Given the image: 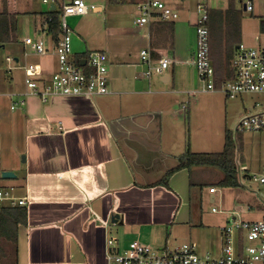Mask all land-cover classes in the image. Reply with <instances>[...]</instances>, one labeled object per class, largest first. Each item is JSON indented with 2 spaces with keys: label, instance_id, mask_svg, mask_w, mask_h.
I'll return each mask as SVG.
<instances>
[{
  "label": "crops",
  "instance_id": "crops-1",
  "mask_svg": "<svg viewBox=\"0 0 264 264\" xmlns=\"http://www.w3.org/2000/svg\"><path fill=\"white\" fill-rule=\"evenodd\" d=\"M11 1L10 9L17 10L18 5L27 11L32 9L31 1ZM224 1V7L212 6V10L234 7L242 12L236 0ZM96 5L100 9L93 13L107 11L104 5ZM172 7L179 12V7ZM4 10L0 8V12ZM118 15V11L111 10L107 19L117 23ZM179 17L155 21L151 28L138 26L142 32L139 50L132 39L135 33L118 32L113 24L104 28L96 22L106 35L96 43H89L91 23L85 22L78 32L74 28L75 54L85 56L88 51L101 50L108 55L110 93L93 97L54 94L46 101L29 95L23 106L12 110L16 115L8 134L16 165L22 170L20 178L16 174L20 188L14 189L28 197V204L26 221L15 226L14 243L6 242L11 251L4 264H108L110 237L117 238L120 249L135 239L154 248L188 242L199 249L211 246L207 251L220 255L223 225L234 217L258 220L264 216H249L255 211L251 204L245 209L225 206V193L216 185L224 177L218 167L181 165L180 157L188 149L200 152L193 148L190 129L191 96L200 91L194 89L199 82L193 63L196 22ZM40 18V23L35 18L40 36L33 37L47 35L44 39L53 50L39 54L26 48L23 40L20 47H12L15 65L6 61L10 55L3 60L6 65L0 66V93L26 90L25 85L19 86L14 73L22 70L25 78L26 64H40L45 78L58 70L54 36L48 32L43 15ZM135 18L132 23L137 26ZM145 44L154 48L155 60L162 54L172 58L163 74L145 75L147 67L141 62ZM227 47L223 45L216 51L224 61ZM214 55L211 51L213 65ZM39 56L47 58L39 61ZM214 68L220 84V74ZM3 70L7 77L2 75ZM166 74L169 78L163 80ZM17 128L22 133L20 141ZM21 156L23 161H19ZM210 167L218 171L211 172ZM238 176L240 185H244L239 171ZM212 187L217 191L211 192ZM262 192H257L260 200L264 199ZM217 201L221 207L213 205L209 209Z\"/></svg>",
  "mask_w": 264,
  "mask_h": 264
},
{
  "label": "built area",
  "instance_id": "built-area-1",
  "mask_svg": "<svg viewBox=\"0 0 264 264\" xmlns=\"http://www.w3.org/2000/svg\"><path fill=\"white\" fill-rule=\"evenodd\" d=\"M61 12V31L54 40L59 68L50 78L43 77L40 64L29 63L25 66V86L22 93H0V97L11 98V110L25 104L29 95L40 96L43 100L54 94L84 95L93 97L110 93L108 78V55L101 50L86 52L87 56H79L73 50V29L69 18L87 15L91 10L98 12L99 6L88 4L86 0H43ZM240 8L254 14L262 8L264 0H236ZM138 16L134 23L137 26L151 28L155 21H172L179 17V12L167 3V0H140L137 3ZM213 7L210 0H197L198 18L196 20L197 45L193 63L204 90H217L225 93L227 98H237L245 93L261 96L255 112L247 113L240 119L239 132L264 131V45L255 47L239 43L231 60L234 76L220 84L215 79V68L211 58L210 12ZM52 17L49 18V21ZM48 28V24H46ZM40 31H43L40 30ZM26 48L39 54L47 53V43L42 37L26 36L23 39ZM154 48L149 46L141 50V62L147 67L145 75L153 72L163 74L170 66L172 58L162 54L158 60L154 58ZM7 56L6 61L12 62ZM85 60V64L82 61ZM158 61V62H157ZM2 175V172L1 174ZM264 185V170L260 177L253 176ZM211 192L217 188L212 187ZM264 197V190L260 193ZM28 197L21 196L12 187L0 186V209L7 207L27 206ZM214 211H218L214 207ZM222 246L220 255L210 251L201 252L194 243H181L173 247L154 248L138 239L120 249L117 238L108 239V264H264V216L258 220H246L234 217L221 227Z\"/></svg>",
  "mask_w": 264,
  "mask_h": 264
},
{
  "label": "rangeland",
  "instance_id": "rangeland-1",
  "mask_svg": "<svg viewBox=\"0 0 264 264\" xmlns=\"http://www.w3.org/2000/svg\"><path fill=\"white\" fill-rule=\"evenodd\" d=\"M28 4L31 1L32 9L27 11V9H21L19 5L16 8H11V0H0V8L5 7V11L8 16V39L2 47L0 43V66L6 65L3 60H5L7 55L12 56L11 48L20 47L23 38L26 36H40L35 29V18L40 23L42 13L47 11L49 5L43 0H27ZM138 0H126L123 3H114L110 0H86L88 4H101L107 8L104 13H93L92 10L85 17L73 16L69 18V24L72 29L78 32L81 25L86 23H91L92 30L89 34V43H96L102 37H106L104 29L101 33L99 30V25L96 22H101L100 26L103 25L104 28L109 25H115L118 32L133 31L134 39L136 41V49H140L141 44L138 39L141 36L140 28L135 26L132 21L134 16H138L137 2ZM172 6L179 7L180 16L182 19H190L191 22H196L198 18L197 12V0H167ZM210 5L214 7H224L226 2L224 0H210ZM183 6V8L181 7ZM7 7V8H6ZM240 8V6H238ZM112 11H118L119 17H115L118 20L117 23L112 22L107 19L108 15ZM242 10V7H241ZM263 9L258 8L254 14L242 10L239 15V20L236 26H228L223 32L222 44L216 42L213 52L216 53L218 48L226 45L233 40V43L242 42L247 45L261 47L264 45V14H262ZM180 18V17H179ZM107 19V20H106ZM235 27V29H234ZM45 39H48L47 35H44ZM113 38V37H111ZM229 39V42H226ZM121 41V40H120ZM119 41V42H120ZM231 43V42H230ZM116 44V43H115ZM47 51L51 52L53 48L49 41L47 44ZM230 45V44H229ZM147 47V44L144 45ZM236 49L232 48V53L234 54ZM215 56V55H214ZM14 57V56H12ZM46 56H39V61H45L43 59ZM36 61V60H30ZM15 65V61L12 62ZM2 75L7 77V72L3 70ZM15 78L22 88L25 85V78L22 70H14ZM158 74V73H155ZM157 76V75H156ZM199 79V77H197ZM195 90L200 92L193 93L191 96L193 106L190 110V129L192 130L191 136L194 142L193 148L200 152H215L222 151L225 144V134L226 129L231 131L234 141V158L236 167L239 171L240 177L245 181L244 185L238 187H226L221 186L219 183L216 184L222 194L225 193V206H236L240 205L243 209L247 207L248 204L254 206L255 211H250L252 218L260 217V213L264 214V199L260 200L257 192H262L264 190V185L258 180L246 177L258 176L260 177L263 173L264 168V131L261 132H237V127L242 116L247 113L255 112L259 108L257 105L258 100L261 96L254 93H245L235 99H228L219 88L216 90H203V84L199 79L198 85H195ZM260 97V98H259ZM11 98L8 96L0 97V174L5 169H10V171L19 175H22V170L18 167L17 156L13 155L12 151V140L8 131L10 130L11 122L13 116L16 115L12 112L10 108ZM197 103V105L195 104ZM9 106V107H8ZM20 125V124H19ZM19 141L21 140L22 133L19 128L16 130ZM19 161H23V156L19 157ZM211 172L213 170L218 171L213 167H210ZM215 172V171H214ZM18 178H4L0 175V186L12 187L19 189L20 184ZM216 182V181H214ZM215 205L220 208V203L217 201L214 204H210V208ZM222 209V208H221ZM228 209V208H227ZM235 209V208H234ZM239 211V208H236ZM260 219V218H259ZM180 243H178L179 245ZM11 245L6 248L10 251ZM212 249L211 246L206 248H201L200 251H207Z\"/></svg>",
  "mask_w": 264,
  "mask_h": 264
},
{
  "label": "trees",
  "instance_id": "trees-1",
  "mask_svg": "<svg viewBox=\"0 0 264 264\" xmlns=\"http://www.w3.org/2000/svg\"><path fill=\"white\" fill-rule=\"evenodd\" d=\"M114 1V0H112ZM242 13L234 9V7L229 8L227 11L223 10H212L210 13V42L211 51L216 46V42L222 44L223 32L228 26H236L239 20V15ZM43 20L45 24H48V32L53 34L54 40L57 39L59 32L61 31V12L58 10H48L42 13ZM52 20L49 21V18ZM235 29V27H234ZM8 39V16L6 11L0 12V43L4 44ZM229 42V39H226ZM231 42V43H230ZM227 47V59L223 60V55L212 56L215 62L216 71L220 74L217 78L218 83L223 82L227 78H232L234 72L231 69L230 59L233 56L232 48L236 44L233 40H230ZM230 44V45H229ZM224 49V48H223ZM220 50V49H218ZM222 52V49H221ZM85 56H87L85 54ZM234 141L231 132L228 130L226 135L225 147L220 152H195L188 149L181 157L182 166H195V165H206V166H216L222 170L224 173L223 179L219 182L221 186L226 187H238L239 176L238 169L236 167L234 158ZM164 183H167L166 179ZM26 221V209L25 206L19 207H7L0 209V264H4L5 260L9 256V251L6 248V242L10 241L12 244L14 240L12 237L15 233V226L19 225L21 222ZM14 245L12 251H14ZM11 251V249H10Z\"/></svg>",
  "mask_w": 264,
  "mask_h": 264
},
{
  "label": "water",
  "instance_id": "water-1",
  "mask_svg": "<svg viewBox=\"0 0 264 264\" xmlns=\"http://www.w3.org/2000/svg\"><path fill=\"white\" fill-rule=\"evenodd\" d=\"M51 9H55V6L52 5V6H51ZM238 47H239V46H237V48H238ZM82 63L85 64V60H83ZM168 78H169V75L166 74L165 77L163 78V80H167ZM16 176H17V175H16L14 172L10 171V170H4V171L2 172V177H4V178H15ZM113 220L115 221V220H116V217H114Z\"/></svg>",
  "mask_w": 264,
  "mask_h": 264
}]
</instances>
